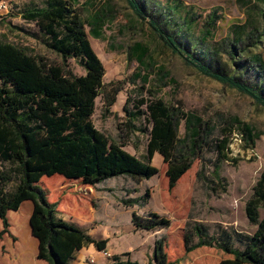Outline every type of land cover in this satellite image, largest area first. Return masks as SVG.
<instances>
[{"label":"trees","instance_id":"1","mask_svg":"<svg viewBox=\"0 0 264 264\" xmlns=\"http://www.w3.org/2000/svg\"><path fill=\"white\" fill-rule=\"evenodd\" d=\"M127 2L133 14L147 23L174 55L203 76L250 97L264 108L262 87L215 70L209 53L203 51L196 55L188 49L190 42L183 35V27L191 29L196 23L192 7L179 0H167L165 4L158 1V4L153 2L156 14H151L142 0ZM30 6L22 10V19L37 26L44 45L62 62H50L32 54L29 48L0 36V221L3 225L0 240L9 234L8 212L18 211L22 203L29 200L34 206L30 218L32 235L39 242L37 258L47 264H69L84 246L94 245L102 251L107 241L96 240L86 230L64 220L58 211L59 203L48 200V191L41 186V180L59 175L85 186H96L120 176L136 181L150 180L157 175L158 169L124 150L123 145L110 142L94 126L96 100L105 88V68L73 5L66 0H46L43 6ZM209 19V24L214 25L215 12ZM92 32L95 38L101 36L99 31ZM209 34L204 30L201 42L195 45L203 44ZM138 51L142 57L147 48L140 47ZM70 59L85 70V75L77 76L69 69ZM113 99L108 101L109 106L113 105ZM141 104L146 106V111L138 114L145 116L151 126L147 158L151 160L156 154L163 158L169 191L177 187L200 153L209 147L216 155L213 164L216 180L210 181L208 189L210 195L217 196L215 187L221 182L220 164L236 162L228 156L232 126L218 128L216 123L190 117L181 106L175 107L160 99L141 101ZM182 120L187 130L183 138L178 132ZM239 127L246 147L254 148L259 136L247 125L239 123ZM197 178L203 179L202 174L197 173ZM221 193H227L225 187ZM147 198L148 194L141 200ZM137 203L138 200L124 201L128 206ZM244 210L249 223L256 227L252 235L222 226L211 234L207 227L199 224L187 232V224L185 252L210 248L225 256L219 264H264V213L261 216V211L264 212V167ZM131 223L135 230L143 231L165 230L172 224L170 219L155 213L145 218L133 213ZM166 241V237L156 241L152 257L145 264H174L165 251ZM109 264L141 263L131 260L130 254L125 253L113 256Z\"/></svg>","mask_w":264,"mask_h":264},{"label":"rangeland","instance_id":"2","mask_svg":"<svg viewBox=\"0 0 264 264\" xmlns=\"http://www.w3.org/2000/svg\"><path fill=\"white\" fill-rule=\"evenodd\" d=\"M45 1L18 0L9 14L0 15V36L29 48L34 55L60 64L61 58L44 45L37 26L21 17L23 9L31 7V4L43 6ZM66 1L79 13L91 46L105 68V88L96 100L92 117L94 126L110 142L123 145L124 150L158 169L157 175L150 180L136 181L120 176L108 179L98 186L76 190L75 193L94 205L96 213L106 215V219L111 214L116 216L123 228L110 234L105 226H99L96 228V235L110 236V247L114 252L115 248L117 252L120 247L128 248L127 245L136 232L129 225L132 214L145 218L154 213V204L150 201L153 195L168 213L161 217L174 218L172 229H165L169 231L160 235L161 238H167L172 259L182 254V264H218L225 256L214 249L185 252L186 226L188 224L187 232L195 224L207 227L211 234L218 232L219 226L234 229L244 235L255 232L256 227L249 223L244 207L264 167V108L250 97L203 76L174 55L148 24L133 14L127 0ZM142 1L151 14H156L153 2L165 4L167 0ZM179 1L192 7L196 17V23L191 29L183 27V35L190 42L188 49L196 55L203 51L209 53L215 70L219 69L246 83L258 85L264 93V0ZM214 12L215 24L211 26L209 16ZM206 29L210 34L204 43L195 45L201 42V33ZM92 31H99L101 36L95 38ZM140 47L147 48V53L142 57L138 51ZM238 64L241 65L240 68ZM68 65L75 75H85V70L75 60L70 59ZM112 98L113 105L109 106L108 101ZM155 99L175 107L181 106L190 117L216 123L218 128L232 126L228 156L236 162L224 161L220 164L221 182L215 187L217 196L222 194L223 187L226 188V194L220 197L210 195V181L216 180L213 176L216 155L209 147H205L200 153L177 187L169 191L167 167L163 158L158 154L151 160L147 158L151 126L145 116L138 114L146 111V106L141 101ZM239 123L251 127L259 136L254 148L246 147ZM178 132L182 138L187 134L185 120L181 121ZM197 173H201L203 179H198ZM61 178L59 175L43 178L44 186L51 188ZM93 192L100 199H93ZM147 194L149 198L141 200ZM130 200H138V203L131 206L124 204V201ZM66 204L71 213L75 211L84 216L89 213L85 207L78 210L75 204ZM263 213L261 211V216ZM106 223L108 222L105 221L104 224ZM196 241L194 238V242ZM0 258V264H10L9 261L5 263L1 256ZM13 259L17 260L16 257Z\"/></svg>","mask_w":264,"mask_h":264},{"label":"crops","instance_id":"3","mask_svg":"<svg viewBox=\"0 0 264 264\" xmlns=\"http://www.w3.org/2000/svg\"><path fill=\"white\" fill-rule=\"evenodd\" d=\"M41 185H43L42 187L48 191V200L50 202L59 203L58 211L60 213V216L64 220L72 222L80 228L86 230L88 235H90L92 238L96 240H106L107 244L105 249L110 251L112 256H121L125 253H130L131 260L137 261L141 264H145L151 259L155 243L157 240L161 239L160 235L163 232H168L170 229H172L174 218L166 217L170 219L172 223L168 231L136 230V232H134V235H132L133 240H131L129 245H127L128 248L120 247L118 248L120 250L119 252H117V248H115L116 252H114V249L110 247V236H97L95 233L96 228L99 226H105L110 234L114 230L121 231V229L123 228L117 222L116 216H113L111 214L109 219H106V215L96 213L94 205L89 200H87L86 198H81L77 193H75L77 189H82V187L87 186L82 185L74 180H66L64 177L61 178V181H59L57 185H52L51 188H47L44 186L43 179L41 180ZM98 185L99 184H97L96 186ZM95 194L96 193L94 192L92 193L93 199H100V197ZM150 199L152 204H154L155 209H153V211L155 214L159 216H163L164 214L166 216L168 215V213L164 211L163 204H160L157 197L152 195ZM66 202L70 203L71 205L75 204L78 210H80L82 207H85L89 211V213L84 216L83 214H78L70 209V211H72L71 213L67 208ZM33 208V203L28 200L22 203L18 211L8 212L7 218L10 225L9 234H5L0 240V256L3 258L2 260L5 263L9 261L10 264H47L45 261L39 260L37 258L39 242L38 239H36L32 235L30 226V218L33 212ZM181 208L182 205L181 207H179V211L181 210ZM65 213L66 215H64ZM105 221L108 223L104 224ZM129 225H131V227H133V230H135L131 222H129ZM180 227L182 228V224ZM2 229L3 225L2 227H0V231ZM114 236H117V234H115ZM165 251L168 255L169 261L174 264H182V254L175 259H172V257L170 256L167 241ZM15 257L17 259L16 261H14L13 259ZM91 259H94L95 261L93 264H109V259L103 257L101 251L97 250L94 245L84 246L82 249L76 252L73 260L69 264H91Z\"/></svg>","mask_w":264,"mask_h":264},{"label":"built area","instance_id":"4","mask_svg":"<svg viewBox=\"0 0 264 264\" xmlns=\"http://www.w3.org/2000/svg\"><path fill=\"white\" fill-rule=\"evenodd\" d=\"M18 0H1L0 1V15H7L9 11L17 4ZM101 254L106 259H111L113 256L110 251L104 249L101 251ZM95 261L94 259L90 260V263L93 264Z\"/></svg>","mask_w":264,"mask_h":264}]
</instances>
